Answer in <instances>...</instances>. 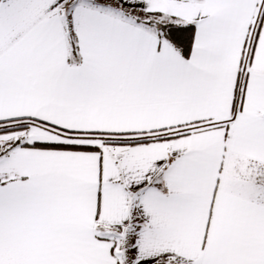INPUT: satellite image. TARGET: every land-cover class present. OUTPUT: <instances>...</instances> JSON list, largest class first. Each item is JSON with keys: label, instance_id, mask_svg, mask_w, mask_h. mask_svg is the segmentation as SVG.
Returning a JSON list of instances; mask_svg holds the SVG:
<instances>
[{"label": "snow or ice", "instance_id": "1", "mask_svg": "<svg viewBox=\"0 0 264 264\" xmlns=\"http://www.w3.org/2000/svg\"><path fill=\"white\" fill-rule=\"evenodd\" d=\"M0 264H264V0H0Z\"/></svg>", "mask_w": 264, "mask_h": 264}]
</instances>
